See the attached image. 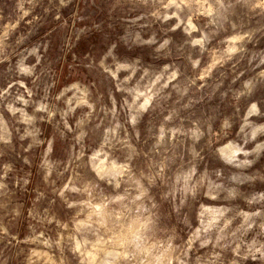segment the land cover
<instances>
[{
  "label": "rangeland",
  "instance_id": "obj_1",
  "mask_svg": "<svg viewBox=\"0 0 264 264\" xmlns=\"http://www.w3.org/2000/svg\"><path fill=\"white\" fill-rule=\"evenodd\" d=\"M224 4L219 15L205 16V9L216 7L213 0L203 8L194 5V14L167 7V0H0V264H93L98 242L109 237L99 218L88 221L92 207L137 195L124 183L128 175L138 179L162 160L168 161L166 175L195 166L194 180L203 186L179 212L153 189L161 205V236L175 229L177 243L186 246L202 228L201 213L207 223L227 210L216 228L201 233L212 243L201 248L197 240L185 249L186 264L197 257L230 264L235 244L242 250L264 244V202L248 203L264 195V131L250 137L264 126V10L244 0ZM205 35L210 39L201 52L192 41ZM153 38L155 43H145ZM165 39L170 43L157 52ZM190 58L199 64L194 67ZM21 66L33 69L32 75L22 74ZM148 96V111L138 113ZM252 103L259 115H248ZM161 127L165 141L157 149ZM197 129L204 136L193 141ZM81 130L87 135L78 141ZM229 145L243 147L253 164L236 169L224 163L220 150L230 154ZM122 167L120 189L108 183L111 177L100 179ZM234 173L245 182L231 185ZM214 183L236 187L238 196H205ZM107 211L119 208L108 205ZM254 212L262 216L238 232L244 214ZM104 219L108 223L110 216ZM226 221L232 246L224 250L216 237ZM87 223L97 229L94 234L83 227ZM240 264L262 262L249 257Z\"/></svg>",
  "mask_w": 264,
  "mask_h": 264
},
{
  "label": "clouds",
  "instance_id": "obj_2",
  "mask_svg": "<svg viewBox=\"0 0 264 264\" xmlns=\"http://www.w3.org/2000/svg\"><path fill=\"white\" fill-rule=\"evenodd\" d=\"M147 2V0H144ZM164 0H161L163 3ZM209 0H167V7H173L177 9L178 12L184 11L187 8L188 12H193L194 5H199L203 8L204 4L208 3ZM216 7H212L204 10L205 16H212L214 14L219 15L220 9L225 7L224 0H213ZM239 2V0H237ZM245 3H251L253 8H260L264 10V0H244ZM167 20L168 16L162 17ZM179 27V25H177ZM193 26L189 20L188 27L185 28V32L189 35L193 31ZM210 37L205 35L201 39H196L192 41L193 45H198L201 52L204 51L205 44L209 41ZM145 43L153 44L155 39L146 41ZM170 43L169 40L165 39L163 43L159 45L156 49L160 52L162 49L166 48ZM237 49L235 47H230L229 52H235ZM190 62L195 67L199 64V60H191ZM123 67V66H121ZM20 72L24 75H32L33 69L20 67ZM264 76V73L260 74ZM176 73H173V77ZM159 79V78H158ZM248 86L247 84L245 85ZM72 88L77 89L76 84L72 85ZM141 95H143L141 93ZM243 95V93H241ZM152 100V96H148L142 104H140L136 111L147 112L149 108V103ZM27 103V101H24ZM87 103L86 101H81V104ZM89 108L92 107L91 104L88 105ZM45 105H40L39 111L45 110ZM259 115L260 111L256 103H252L248 109V115ZM90 115V114H89ZM167 119H171L168 117ZM132 123L136 124V116L131 117ZM84 121H78L77 127L79 128ZM67 126V125H66ZM227 121H225V127H227ZM211 125H209V130ZM71 131V129H69ZM264 131V126L254 129L250 137L255 139L258 132ZM241 132H244V127H241ZM26 135H32V133H26ZM87 133L83 130L79 131L76 139L82 141ZM204 136V132L197 129L191 133V139L193 141H199ZM175 137V132H173V138ZM107 142V137L105 138ZM165 141V129L161 127L159 129V134L156 138L155 147L161 148ZM245 143H248V139H245ZM258 148L261 146H257ZM231 149L230 154L225 155L224 150H220V157L227 165H231L236 169H244L250 167L253 164L252 160L247 159L250 155L249 152L245 151L243 147L229 145ZM51 151V147H49ZM243 154L245 159H237L238 155ZM168 166L167 160H162L159 164L154 165L146 173H141L140 178L134 179L130 174L128 175L127 181L124 183L128 184L129 189L135 188L137 195L129 198L128 196L116 197L115 199H108V204L106 205L103 201L100 202V207H92L89 212L88 221L91 222L93 217L99 218L97 223L102 227L107 229L104 233L105 236L109 237L105 239L102 243L98 242L96 251L97 256L93 257V264H173L174 261H179V264H186L185 249L190 248L192 244L199 240L200 247L204 248L212 240L207 236H201V233H209L211 229L217 227V221L223 217L224 212L227 210H220L213 217L212 220L207 223L204 222V214L201 213V224L202 228L197 229L195 233L188 239L187 245H182L177 243V235L175 229H171L164 233L163 236L160 235V221L162 219L160 214V203L156 201L155 197L151 195L153 189H159V196L161 201L171 202L179 212L180 206L184 205L189 197L195 198L197 194V189L202 187L201 181L198 179L194 180L196 176L195 166L188 167L186 171L180 170L172 175H166V168ZM125 175L123 167L120 170L110 169L108 172L100 175V179L104 180L105 177H111L108 180L109 184H114L116 189H120L121 181L117 177ZM47 179V176H45ZM251 179V178H247ZM146 181L145 183H142ZM228 181L231 185H238L245 182V178H242L239 174H231L228 177ZM208 190L204 193L205 196L211 199H217L220 194L224 193V198L226 200H234L238 196V190L233 186H226L223 183H214L207 186ZM73 191H80L79 189H72ZM86 191V190H85ZM88 196L91 199L92 193L88 192ZM179 198V205L175 204V201ZM107 199V198H106ZM127 201V202H126ZM264 202V195L260 197H253L248 201L249 204H255ZM108 205H114L119 208V213L116 211L108 212ZM106 215L110 216V221L105 223L104 217ZM262 213L254 212L251 214H244V222L237 231H247L253 227L255 222V217H261ZM230 221L224 223V227L219 229L220 235L216 237V246L222 247L227 250L230 245L226 242V237L224 234V229L228 227ZM87 232L95 233L97 229L92 227L91 223H87L83 226ZM81 225H77V230L80 231ZM259 235H264V220L259 224ZM235 236V233L232 234ZM221 241L225 243L221 244ZM73 251H79V246L73 249ZM234 251L237 257L232 259L230 264H240L241 261L247 260L251 257L252 260L259 259L262 264H264V244L257 246L255 243L253 245L247 246L246 250H242L240 243L235 244ZM219 257L213 259L212 257H197L195 264H216V260Z\"/></svg>",
  "mask_w": 264,
  "mask_h": 264
}]
</instances>
